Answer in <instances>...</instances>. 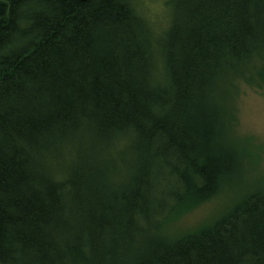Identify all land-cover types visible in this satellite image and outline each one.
<instances>
[{
	"label": "trees",
	"instance_id": "16d2710c",
	"mask_svg": "<svg viewBox=\"0 0 264 264\" xmlns=\"http://www.w3.org/2000/svg\"><path fill=\"white\" fill-rule=\"evenodd\" d=\"M169 5L158 33L143 0H0V264H264V0Z\"/></svg>",
	"mask_w": 264,
	"mask_h": 264
},
{
	"label": "rangeland",
	"instance_id": "374dc122",
	"mask_svg": "<svg viewBox=\"0 0 264 264\" xmlns=\"http://www.w3.org/2000/svg\"><path fill=\"white\" fill-rule=\"evenodd\" d=\"M143 9L158 33L164 30L172 16L169 0H143ZM237 107V132L239 137L247 138L251 143L247 148L246 177L259 179L260 176L264 177V89L242 83ZM227 195L205 202L189 212L176 222L175 229L184 233L198 229L226 204Z\"/></svg>",
	"mask_w": 264,
	"mask_h": 264
}]
</instances>
